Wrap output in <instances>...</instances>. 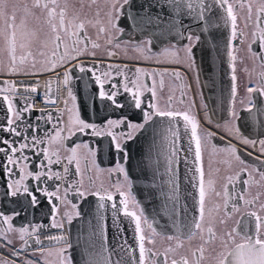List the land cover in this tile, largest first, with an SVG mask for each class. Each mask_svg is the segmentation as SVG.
<instances>
[{"label": "snow or ice", "instance_id": "obj_1", "mask_svg": "<svg viewBox=\"0 0 264 264\" xmlns=\"http://www.w3.org/2000/svg\"><path fill=\"white\" fill-rule=\"evenodd\" d=\"M79 3L77 9L72 0H24L22 4L10 7V0H0V174H3L0 186L4 188L0 195L17 205L11 214L0 210V221L7 225L0 228V249L10 251L15 257L9 260L0 252V264H16V260H20V264H79L77 255L83 264H205V261L210 264H264V215L259 214L264 212V201L261 200L264 192L252 194L250 191L253 186L264 188V71L258 74L255 86L246 88L247 95L240 101L244 105L241 112L247 115L243 116L235 109L237 53L240 45L245 43L248 28L252 29V39L247 52L264 68V54L254 52L252 48L253 44L259 43L264 50V0H104L105 9L97 7L92 17L84 9H90L98 0H79ZM221 22L230 29L225 40L231 62L229 118L218 116L215 108L203 103L197 106L198 113L203 111L197 119V115L191 114L192 105L188 110L174 108L173 95H168L161 106L164 77L181 80V73L174 65L183 67L185 75L197 70L195 80L200 83V75L204 72L203 55L210 57L214 49L219 51L216 34ZM240 22L243 28H240ZM89 27L95 30V40L88 35ZM129 34L140 39L133 40L129 36L122 45L121 37ZM100 39L104 40V56L108 60L124 59L133 66L130 67L129 63L105 64L102 58L98 59L97 50L102 47L98 42ZM196 47H200L202 53L199 65L193 51ZM87 56L92 57V67H87L84 59ZM146 64L154 67L142 66ZM77 69L79 73L90 75L87 79L78 76ZM41 77L44 78L43 97H40ZM53 78L57 84L55 96L51 94ZM208 80L206 86L214 90L215 80L211 75ZM185 86L181 83V104L185 102ZM93 87L95 91H91ZM82 90H89L90 103L77 107ZM197 95L203 93L197 92ZM38 97L43 105H57L62 101L64 108L55 109L61 116L54 121L53 109L37 108ZM69 100L71 107H68ZM82 110L86 117H82ZM36 112L41 114L35 115L34 121L27 119ZM64 113H67V119L61 122ZM41 121L44 125L55 124L52 132L44 130L43 137L36 134L42 127ZM148 132L151 133V143L136 167L140 168L145 179L152 181L154 188L159 189L158 193L149 191L146 195L162 199L156 214L163 213L169 218L175 229L171 234L158 232L146 218L142 221L143 210L139 215L129 210L130 198L136 208L140 203L131 194L134 181L128 168L127 145ZM78 134L91 136L98 142L99 138L107 140L108 151L115 158L114 166L107 171L110 175L123 176V183L116 181L112 185L115 195L103 185L92 190L94 181L87 165L91 157L92 166L99 170L95 162L96 149L89 144L76 143L73 137L79 139ZM158 136L162 137L159 145ZM185 136L187 142L182 143ZM216 140L225 146L218 147L214 143ZM68 141L71 143H66ZM46 143L59 147L52 151L40 147ZM157 147L160 149L157 154L163 155L165 160L167 180L162 184H156L161 174L152 166L155 163L153 149ZM81 148L87 150L83 155V171L80 168ZM26 150L38 161L31 170ZM60 150L68 153L65 157L68 165H76L72 175L88 174V188H84L83 179L69 184L63 193L61 184L53 188L48 183L66 181L70 173L67 166L63 167L62 173L52 170V165L61 163ZM206 152L210 157L224 153L225 159L219 163L229 169L234 163L241 166L234 175L226 177L227 182L223 185V216L219 215V204L210 210L208 216L205 215L206 199L213 194L221 197V192L215 190L214 179H209L207 189L205 187L203 156ZM244 156L250 157L252 162H246ZM189 163L192 167L185 168V179L198 190L187 193L192 198L195 213L191 217L188 215L189 205L181 203L179 182V166ZM213 163L217 161L210 159V168ZM215 171L218 172L219 168ZM188 172L192 173L191 177ZM252 173H258L260 180L252 178ZM245 175L250 179H242ZM237 183L247 189L236 192ZM125 186L127 191L123 190ZM165 186L167 191H164ZM69 191L82 200L87 195L99 197L96 222L89 221V234L83 240L82 253L78 252L80 242L74 245L70 233L65 230L66 224H72L73 214L75 217L81 215L78 206L68 200ZM241 200L250 209L258 205L259 211L241 212ZM106 201L112 202L111 226L116 229L112 234L113 241L117 240L118 233L122 238V213L123 217L134 222V247L124 241L113 244L110 249L102 242L107 239L103 212ZM61 205L66 208L70 205L71 211L61 213ZM29 209L40 210L45 217H50V223L31 225V231L23 225L15 228L12 220ZM237 212H241L244 219L237 220L236 227L225 229L218 235L215 225H226ZM142 223L150 230L148 234H145ZM52 229L58 230V234H51ZM8 233L18 235L20 248L14 246ZM157 236L169 242L162 251L156 247ZM25 237H29L32 243L29 244ZM197 237L201 241L199 245L186 252L180 251L185 240L191 242Z\"/></svg>", "mask_w": 264, "mask_h": 264}, {"label": "flooded vegetation", "instance_id": "obj_2", "mask_svg": "<svg viewBox=\"0 0 264 264\" xmlns=\"http://www.w3.org/2000/svg\"><path fill=\"white\" fill-rule=\"evenodd\" d=\"M76 2H77V0H72V3L74 5L76 4ZM240 28H243V23L242 22H240ZM245 31L248 33V35H247V37L245 39V43L243 45H240V47L238 49V53H237L238 54V60L236 62V72H235V74L237 76L236 83H237V90H238V95H237L236 101H235V109H236V111L238 113H240L243 116H245L246 113H242L241 112V109L244 107V105H242L240 103V101L244 100L246 95H247L246 88L248 86H255L256 83H257L258 74L260 72L264 71V68L260 67L259 62L254 57H250L249 53L247 52V45H248V43L251 42V39H252V37H251L252 29L248 28ZM117 35L119 36V34H117ZM92 39L95 40V38H92ZM98 42L100 43V41H98ZM126 42L127 41L123 40V41H121V44L123 45ZM180 43H184V41H181ZM234 43H236V42H234ZM252 48H253L254 52H260V53L264 54V50H262L259 47V43L253 44ZM89 50L91 51V48ZM100 50L101 49L97 50V53ZM99 57H101L104 60L105 64H107V63H117V64H121L122 65L124 63H129L130 67L133 66L130 62L123 61V59H115L114 58L113 60H108L106 57L97 56L98 59H101ZM84 59L87 62V67H92V63H91L92 57L87 56V57H84ZM241 59L243 60V62H241ZM230 65L231 64L229 63V66H228L229 71L231 70ZM142 66L145 67V68H148V66H146V65L145 66L142 65ZM175 67L181 73V80H177V79H175V78H173L171 76H165L164 77L165 87H164V91L162 93L163 101H162V99H160V101L164 105L165 101L167 100L168 95H173V97H174L173 107L174 108L181 109V110H188L189 109V105H192L191 114L197 115V119H200V117L203 115V111L200 110V113H198L197 106L198 105H202L203 103H206V102H205V99H204L203 95L202 96L197 95V92H202V89H201L200 85L198 83H196L195 70H193L192 72H190L187 75H185V69L183 67H177V66H175ZM245 69H247V71H245ZM102 70H106V69H102ZM76 75L86 77L85 73H79L78 69L76 70ZM156 79H157V82H158L159 81V77H157ZM249 81L252 82L251 85L249 84ZM174 83L176 85V89H175V91L173 93L172 85H174ZM181 83H184L186 85L184 87V89H183L184 100H185V102L183 104H181L179 102L180 99H181V94H182V90H181V87H180ZM187 85H190V86H187ZM105 87L106 88L108 87L107 83H106ZM94 88L95 87H93L91 89V91L92 90L95 91ZM56 90H57V84H56L55 78H53L52 92H51V94L53 96H55ZM42 95L40 93V97H43ZM40 97H38L37 99H40ZM81 98H83V101H82L83 103H85V102L90 103L89 91L83 92L82 95H81ZM193 102H195V103H193ZM40 106L53 109L54 121H55V119L57 117L61 116V113L58 112V111H55V109H57V108L63 109L64 108V104H63L62 101L59 104H57V105H43V104H41ZM71 106H72V104H71V101L69 100L68 107H71ZM223 106L226 107V108H230L231 107V104H230L228 99L223 101ZM38 107H39V105L37 104V108ZM77 107H79V99L77 100ZM40 114L41 113L36 112V113L32 114L31 116H27V114H26V116H27V119H32L34 121V116L35 115H40ZM217 115L218 116H223L225 119H228L229 118V109H227V110L226 109H222L219 113H217ZM82 117H85V116L82 114ZM66 119H67V113H64L63 117L61 118V122H63V120H66ZM40 123H41L42 127L39 130L40 131L39 136H41V137L44 136V130L45 129H47V131H49V132H52L53 128L55 127L54 123H50L48 125H44L43 121H41ZM240 123L243 126V121H241ZM73 139L83 141L84 142L83 144H89L94 149L96 148V145H98L100 143H106L107 142V140H105L103 138H99V142H98V140L96 138H93V137L88 136V135H79V139H76V137H73ZM157 140L161 141L162 138H157ZM129 142H128V144H129ZM66 143L70 144L71 141H68ZM214 143L220 148L225 146L224 143H222L220 140H216V141H214ZM233 143H236V142L233 141ZM40 147L41 148L48 147L49 150L52 151V150L57 149L59 146L56 145V144L49 145V144L46 143L44 145H41ZM237 147H240V145H237ZM27 151L28 150H26L25 153ZM147 151H148V149H147ZM159 151H160V149L158 148L157 149V153ZM157 153H156L157 158H160V157L163 156V155H158ZM67 154L68 153L66 151L60 150L61 163L52 165V170L53 171H59L61 173L63 172V167L64 166H67L70 169V173L66 177V181H55V182L49 181L48 183L52 184L53 188L55 187L56 184H61L62 185L61 193H63V189L68 187L69 184H74L76 181H79V180L83 179L84 188H88L89 187L88 174H85L83 176H81V175H72V173H75V171H76V165H75V163H73L71 165L67 164V160L63 158V156H65ZM85 154H87V150L84 152L83 155H85ZM219 154H221L223 157H220V158H218L217 156L214 157L213 160L217 161V163H213L211 165V168L209 167V161H210V158L208 159V157H210L209 154L206 152V153H204V156H203V167H204V172H205V177H204V179H205V187L207 189V181L209 179H214L216 181L215 190L221 192V197H216L213 194L209 198L206 199V207H205V215L206 216L209 215L210 210L214 209V206L216 204H219L221 206L219 215L223 216V213H224V209H223V185L227 182L226 181V177L228 175H234V173L239 170V167H241L240 165L234 163L233 167L231 169H229L227 167V165H225L223 163H219V161H222L223 159H225L224 153H219ZM257 154L258 153H254V155H257ZM83 155L81 157H83ZM111 156L112 155L106 156L104 158V160H100V159H98V154L96 152L95 162L99 166V170H97V169L93 170V167L91 165V157H89V159H88V165L87 166L90 169V173L89 174L91 175V178L94 181L92 190H95L96 188H99L101 185H103V187L105 189H109V190L113 191V193L115 195V191H114V188L112 187V185L116 181H120L121 183H123V176L122 175H116V174H111L110 175L109 172L107 171L108 169H110V168H112L114 166L115 158L111 157ZM144 157H145V154L143 155V158ZM53 158H55V157H53ZM243 158L245 159L246 162H252V159L250 157H248V156H244ZM262 159H264V158H262ZM160 166L161 165H157V167H160ZM259 166L260 165L257 164V167H259ZM32 168L33 167H29V170H31ZM80 168H81L82 171L85 168L84 159H82L80 161ZM217 168H219L218 172L215 171V169H217ZM179 170L182 172L181 165L179 166ZM16 178H18V177H16ZM252 178H254L256 181L260 180V176H259L258 173H252ZM242 179H250V177L248 175H245V176L242 177ZM143 183L145 185H150L152 182H151L150 179H145L143 177ZM242 189L246 190L247 186L242 185L240 183H237L236 187H235V191L236 192H241ZM123 190L127 191V187L125 186V188ZM250 191H251L252 194H255L257 191L264 192V188L257 189L255 186H253ZM131 194H132V189H131ZM90 196L91 195H87L86 198L90 197ZM247 198L250 199L251 196H248ZM68 200L71 201L72 203H75L78 206L77 210H79L80 213H81L80 217H75L74 214H73V218L80 219L82 217L81 209H83V207H84L83 204H84V200L85 199L82 200L81 198L75 196L72 191H69L68 192ZM261 200L264 201V197H261ZM239 205H240V208H241V212H246V211H250V210L259 211V206L258 205L255 208H251L250 209V208H247L246 206H244L242 200L239 202ZM45 206H46V209H47V204H45ZM230 207H231V201L229 202V208ZM129 210L130 211H136L137 214L139 215L141 210H143V207L140 205L139 208H136L132 204L131 198H130V200H129ZM65 211H71V206L69 205L66 208L64 205H61V213L65 212ZM241 212L233 213L232 214V218L228 220L226 225H221V224L217 223L215 225V228H214V230L217 232V234L219 235L225 229H229L230 230L231 228L236 227V221L244 219L241 216ZM212 214L215 215V212H213ZM259 214L264 215V212H260ZM143 219H145L144 215L142 217V221H143ZM142 227L145 230V234H148L150 230L147 228V225L142 223ZM10 235L12 236V238L19 239L17 234H15V235L10 234ZM25 238H28V237H25ZM156 241H157L156 247L158 249H160L161 251L169 243L167 240H164V239H162L159 236L156 237ZM200 243H201V241H200L199 237H197L196 239L192 240L191 242L185 240L184 241V248L181 249L180 251L181 252H186L189 248H195ZM217 244H218V242H217ZM146 246L147 247H152L151 245H146ZM217 250H219L218 247H217ZM137 254H138V252H137ZM206 255H207V253H206ZM205 264H210V262L209 261H205Z\"/></svg>", "mask_w": 264, "mask_h": 264}, {"label": "bare ground", "instance_id": "obj_3", "mask_svg": "<svg viewBox=\"0 0 264 264\" xmlns=\"http://www.w3.org/2000/svg\"><path fill=\"white\" fill-rule=\"evenodd\" d=\"M228 29H229V28H228ZM228 31H230V29H229ZM195 73L197 74V70H195ZM88 75H90V74H85V76H86L85 79H87V76H88ZM43 79H44V78L41 79V84H43ZM41 86H42V85H41ZM94 89H95V88H94ZM85 91H89V90H82V91L80 92L79 96H78V99H79V107L83 104V102H82V101H83V98H81V95H82V93L85 92ZM92 91H94V90H92ZM41 94H43L42 96H44V92H43V91H42ZM40 107H41V106H39L38 108H40ZM199 113H200V111H199ZM82 114L86 117V113H85L83 110H82ZM182 124H183V121L181 120V128H180L181 134L184 133V132L182 131V130H184L183 127H182ZM5 135H7V134H5ZM147 135H149L148 138H147V141H148V143L150 144V143H151V139H152V137H151V133L148 132V133H144V134L138 136L134 141H130L129 144H128V146H127L128 154H129V157H130L129 162H128V168H129V170H130V176L133 178V181H134V182H133V187H132V195L136 198V200H137L139 203H140V200H142V204H143V206L147 205L148 203H149V205H151V206H152V204H154L155 206H158L160 203L163 202L162 199H155V198H153V197H150V198L148 199V202H147L146 200H144L146 195H145L144 197H143V195L140 196V200L136 197V195H137V193H136V192H137L136 189L139 190V188H140L141 185H142V180H141V177H140V172H139V170L135 167V164L138 163V162L143 158V155L147 153V148H146V146H145L144 143H140V142H139V143L135 146V149H137V150H136L137 152H134V151H131V152H130V149H131V147L133 146V144L136 143V140H140L141 138H143V137H145V136H147ZM161 138H162V137H161ZM187 139H188V137L185 136V137H184V140L182 141V143L187 142ZM193 146H194V144H193ZM95 149H96V152H97V154H98V159H100V160H104V158H105L106 156L111 155V154L109 153V151H108V142H106V143H100V144L96 145V148H95ZM157 149H158V147H157V148H154V149H153V153H157ZM25 154L28 155V156L30 157V160L27 161L29 167H36V166L38 165V161H37L36 157H34V156L32 155V153L29 152V151H27ZM67 155H68V154H67ZM67 155L63 156V158L65 159V157H66ZM111 157H113V156H111ZM163 158H164V156H162V157H160V158H156V159H154L155 163L153 164V166H154L155 168H158L159 173L161 174L160 176L157 177V179H156V184H162L164 180H167V175L165 174V160H164ZM157 165H161V166H160V167H157ZM181 167H182V171H183V173L181 174V177H182V178H185V168H186V167H192V165H191V163H189V165H187V166L181 164ZM179 172H180V171H179ZM187 175H188V177H189L190 175H192V173H191V172H188ZM2 180H3V174H0V183H2ZM187 181L189 182L188 179H187ZM29 182H33V181L29 180ZM151 182H152V181H151ZM33 183H34V182H33ZM180 188H181V191H180L181 193H186V189L188 190V189H190L191 187H190L189 184H185L184 187H180ZM152 190H154V188L144 189V191H145L146 193L149 192V191H152ZM167 190H168V189H167V186H165L164 191H167ZM3 191H4V188H3L2 186H0V193H3ZM158 191H159V189L156 190L157 193H158ZM146 193H145V194H146ZM96 198H99V197H96V196H90V197L85 198V200H84V201H85V202H84V205H86V209H87V207H89V210H90V207L93 205V204H92V203H93L92 201H93L94 199H96ZM106 203H107V204L109 205V207L111 208V203H112V202H108V201H106ZM117 203H118V198H117ZM181 203H187V204L189 205V209H190L191 211L193 210V203L190 202V200H185V199H184V196H181ZM140 205H141V203H140ZM15 207H17L16 204L12 203L9 199H6V198H4L2 195H0V210H3L4 212H6V213H8V214H11L12 209L15 208ZM145 207H147V206H145ZM44 209L46 210V206H45V205H44ZM89 210H88V211H89ZM81 211H82V214H83V211H84V210L81 209ZM88 211L86 210V213H87ZM151 214H152V213H151ZM143 215H144V217L148 220V222H149V223H152L153 226L157 228V231L160 232L159 229H158V226L154 224L153 216H151V215L145 213L144 211H143ZM152 215H153V214H152ZM91 216H92V212H91V214H90L88 220L91 221L92 224H95V222H96V221H95V218H94V219L92 218V219H93V220H92V219H90ZM120 218H122L123 220H125V222H128V225L125 224V227H123V228H124L123 234H124V233H127L128 231H130V230L132 229V233H131L130 236L133 237V238H135L136 234H135V232L133 231V229H134V227H135L134 222L131 221L130 218H125V217H123L122 213H121V215H120ZM111 222H112V212H110V213H108L107 215H105L104 225H111ZM12 223H13V226H14L15 228H19L20 226L23 225L24 227H29V230L31 231V225H36V224H41V223H43V224H48V223H50V217H45V216L43 215V213H42L40 210H32V209H29L26 213H23L21 217H16V218H14V219L12 220ZM6 227H7V225L4 224L2 221H0V228H6ZM78 227H79L78 220H77L76 218H73V221H72V224H71V225H67V224L65 225V230H66L67 233H70V238H71V240H72V242H73L74 245H76L78 241L80 242V248L78 249V252L82 253V252H83V242L80 241V240L77 241V237H76V236H77V235H76V229H78ZM171 228H172V232H170V234L173 233V232L175 231V229L173 228V226H171ZM81 232H83V234H85V237H84V238H86V236H87V232H84V231H82V230H81ZM115 232H116V229H115L114 227H111L110 230H109V232H107L105 235H106L107 238H111V237H112V234L115 233ZM10 234L15 235L16 233H8V235H10ZM51 234H58V230H56V229H52V230H51ZM80 234H81V233H80ZM120 236H121V235L118 233V234H117V239H118ZM10 239H12V241L14 240L13 244H14V246H15L16 248H20V247H21V246H20V245H21V241H20L19 239H15V238H12V237H10ZM25 239H29V244L32 243V240H31L29 237H28V238H25ZM0 242H2V239H0ZM110 242H111V240H110ZM110 242H109V241L106 242V240H105V243H104V244H105L106 246H108V247L111 249V247H112L113 244H114V241L111 242L112 244H111ZM0 252H3V254H4L9 260H13V259H15V257H13V256L10 254V251L4 250V249H0ZM16 264H20V260H16Z\"/></svg>", "mask_w": 264, "mask_h": 264}, {"label": "water", "instance_id": "obj_4", "mask_svg": "<svg viewBox=\"0 0 264 264\" xmlns=\"http://www.w3.org/2000/svg\"><path fill=\"white\" fill-rule=\"evenodd\" d=\"M221 25L222 26L220 28V31L217 32V34H216L217 35V43L219 44V51L214 49L211 52L210 57L208 54L203 55L204 72L200 75V83H199V85L202 89V93H203L205 102L207 104H209L211 107L215 108L217 113H219L224 108V106H221V105H223V101L228 99V96H229L228 88H229L230 77H231L229 75V71H228L229 70L228 63H227L228 56H227V51L225 49V40L229 35V31H228L229 27L223 26L222 22H221ZM193 28L195 30V26H193ZM193 51L195 54L197 65H199L201 63V58H202L201 49H200V47H196L193 49ZM209 60L211 61L210 64H209ZM210 75L215 80V89L214 90H210L209 87L206 86L209 83L208 77ZM227 109L228 108H226V110ZM182 131L184 132V130H182ZM148 136L149 135L141 138L140 140H136V143L133 144V146L131 147V151L137 152L136 151L137 149H135V146L139 142L144 143L145 146L148 148L149 147V143L147 141ZM157 138H161V137L158 136ZM160 142L161 141L157 140L158 145L160 144ZM193 148H194V146H193ZM189 160L191 161V156L189 157ZM136 165H137V163L135 164V167H136ZM136 168L140 172L141 180H143V174L141 173L140 168H138V167H136ZM191 176L192 175H190L189 177H191ZM179 182H180V187H184L185 184L190 185V183L187 181V179L181 177L180 172H179ZM151 187L154 188L152 186V183H151ZM190 187H191V185H190ZM156 190H158V189L154 188V190H152V191H156ZM136 191H137L136 197L139 200H140V196L143 195V197H144L146 195L145 194L146 192L141 187L139 188V190L136 189ZM197 191H198L197 189H193L191 187L190 189H188L186 191V193L180 192V195L186 197L188 192L196 193ZM150 197L151 196L146 195L144 200H146L148 202V199ZM187 200H190V202H192V198L190 196H187ZM98 201H99V198H96L92 201L93 205L90 207V210H89V207H87V209H86V205H84V207H83L84 218H83V220H80L79 222L81 225L80 229L84 232H87V236L89 234V220H88V218H89L91 212H92V216L90 219L95 218L96 205H97ZM140 201L142 202V200H140ZM106 205H107L106 209L103 210L104 216L107 215L108 213L112 212V209L109 207V205L107 203H106ZM145 206H147V207H145ZM145 206L143 207L144 212L153 216L154 224L158 226L159 231H165V232H168L170 234V232H172V228H171L172 223L169 220V218L167 216H165L163 213H160L159 215L156 214V211L158 210V206H155L154 204H152V206H151V205H149V203ZM86 210L87 211L89 210V211L86 213ZM194 214H195L194 211L193 210L191 211L189 209V211H188L189 217L193 216ZM120 219L122 221L123 227H125V224L128 225V222H125V220H123L122 218H120ZM111 227H112L111 225H105V234L107 232H109ZM78 229H76L77 241L80 240L83 242V240L85 239L84 238L85 234H83V232H81V234H79ZM131 233H132V229L130 231H128L127 233L122 234V238L120 236L116 241H114V244L123 243L124 241H127L128 245H132L134 247L135 246V239L130 236ZM87 236H86V238H87ZM105 240H106V242L107 241L110 242V240H111V242L113 241L112 237L107 238ZM105 240H103L102 242L105 243ZM115 258L116 257H113V259H115ZM76 259L78 262H80L79 261V259H80L79 255L76 256Z\"/></svg>", "mask_w": 264, "mask_h": 264}, {"label": "rangeland", "instance_id": "obj_5", "mask_svg": "<svg viewBox=\"0 0 264 264\" xmlns=\"http://www.w3.org/2000/svg\"><path fill=\"white\" fill-rule=\"evenodd\" d=\"M22 2H24L23 0H10V7H11V5L12 4H21ZM77 9L80 7V3H79V0H77V2H76V4L74 5ZM97 7H99V8H101V9H105V3H104V0H98V3L96 4V5H93L90 9L89 8H87V7H85V9H84V11H85V13L89 16V17H92V16H94L95 15V11H96V9H97ZM19 15H20V13H18V20H17V23L19 22ZM87 32H88V35L91 37V38H95L96 39V34H95V30L94 29H92L91 27H89L88 29H87ZM118 34V33H117ZM129 36H131V38L133 39V40H138V39H140V37H137V36H135V35H132V34H129V35H125V36H122L121 37V41H123V40H125V41H128L129 40ZM100 41V43H101V45H102V47H101V50L97 53V56H102V57H105L104 56V47H103V45H104V40L103 39H100L99 40ZM183 52L181 51L180 52V56L181 57H183ZM99 58H101V57H99ZM123 61H126V62H129V61H127V60H124L123 59ZM227 63H228V66H229V63L231 64V62H230V60H229V57H228V59H227ZM145 66V65H144ZM146 66H148V68H151V67H153L154 65H147L146 64ZM175 66H177V67H181L180 65H175ZM230 67H231V65H230ZM228 69V68H227ZM229 71V70H228ZM229 75L231 76V70L229 71ZM43 77H41V79H42ZM169 83V82H168ZM42 86H41V89H40V93H42V91L44 92V88H43V84H41ZM170 89V88H169ZM172 89H173V93H174V91H175V89H176V85H175V83H174V85H172ZM42 95V94H41ZM38 100V105L40 106L41 105V103H39V100L40 99H37ZM162 101H163V99H162ZM160 104H161V106H163V103L160 101ZM221 106H223V105H221ZM43 107V106H42ZM223 109H226V107H224ZM229 109V108H228ZM37 135H39L40 134V131H38V133H36ZM76 143H84L83 141H80V140H76ZM86 151V149H83V148H81L80 149V153H81V156L84 154V152ZM218 158H220V157H223L221 154H218V155H216ZM216 156H214V157H216ZM214 157H208V159L210 158V159H214ZM83 159V157H80V161ZM91 165H92V162H91ZM93 167V166H92ZM96 168L95 167H93V170H95ZM9 238L10 237H12L11 235H9L8 236ZM13 242H14V240H13Z\"/></svg>", "mask_w": 264, "mask_h": 264}]
</instances>
